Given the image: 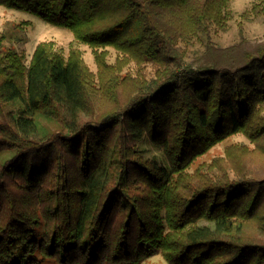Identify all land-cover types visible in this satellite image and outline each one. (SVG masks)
Returning a JSON list of instances; mask_svg holds the SVG:
<instances>
[{
	"label": "trees",
	"instance_id": "trees-1",
	"mask_svg": "<svg viewBox=\"0 0 264 264\" xmlns=\"http://www.w3.org/2000/svg\"><path fill=\"white\" fill-rule=\"evenodd\" d=\"M0 5L70 30L99 65L94 74L79 51L48 42L27 64L0 34V264H140L157 253L264 264V238L248 232L264 228V171L232 177L222 158L189 171L233 135L264 138V43L211 39L228 28L230 0ZM254 11L264 16V0ZM195 44L206 48L197 66L186 63ZM132 61L156 65V77L122 75Z\"/></svg>",
	"mask_w": 264,
	"mask_h": 264
},
{
	"label": "rangeland",
	"instance_id": "rangeland-1",
	"mask_svg": "<svg viewBox=\"0 0 264 264\" xmlns=\"http://www.w3.org/2000/svg\"><path fill=\"white\" fill-rule=\"evenodd\" d=\"M230 1L232 19L226 30L212 33V42L216 48L220 49L240 45L242 48L254 50L256 46L264 43V16L254 11L257 0ZM0 34L5 37V47L23 53L27 64H30L36 47L40 43L48 42L65 56H69L73 49L79 51L88 68L94 74L99 71L94 51L90 46L77 42L70 30L41 21L37 16L27 12L0 5ZM180 49L183 50L184 45L180 46ZM187 51L186 63L197 66L196 62L205 54L206 48L195 44ZM108 52V62L115 64L118 52L113 48H109ZM156 69V65L152 63L137 64L132 61L123 67L122 75L136 76L140 73L143 74V78L153 80L156 77ZM141 147L144 149V155L157 156L158 162L161 165L164 164L157 147L148 141L143 142ZM217 158L223 159V164L230 170L232 177L236 176V170L241 169L240 167H246L249 174L262 173L264 171V138L261 141L252 142L243 134L233 135L196 159L189 171H194L205 163H213ZM248 232L253 236L264 238V228L259 230L255 225H250ZM43 264L58 263L48 260ZM140 264L169 263L161 253H157Z\"/></svg>",
	"mask_w": 264,
	"mask_h": 264
}]
</instances>
